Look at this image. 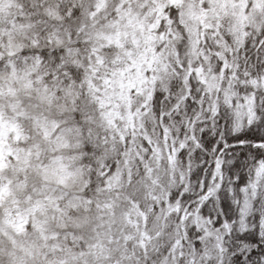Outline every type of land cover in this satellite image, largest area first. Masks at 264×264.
Returning <instances> with one entry per match:
<instances>
[{
	"label": "snow or ice",
	"instance_id": "1",
	"mask_svg": "<svg viewBox=\"0 0 264 264\" xmlns=\"http://www.w3.org/2000/svg\"><path fill=\"white\" fill-rule=\"evenodd\" d=\"M0 264H264V0H0Z\"/></svg>",
	"mask_w": 264,
	"mask_h": 264
}]
</instances>
